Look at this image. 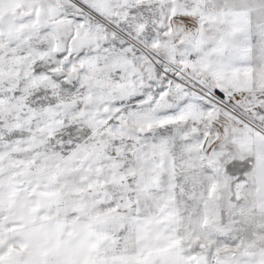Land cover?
Segmentation results:
<instances>
[{
	"label": "snow or ice",
	"instance_id": "1",
	"mask_svg": "<svg viewBox=\"0 0 264 264\" xmlns=\"http://www.w3.org/2000/svg\"><path fill=\"white\" fill-rule=\"evenodd\" d=\"M0 264H264V0H0Z\"/></svg>",
	"mask_w": 264,
	"mask_h": 264
}]
</instances>
